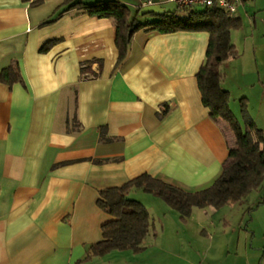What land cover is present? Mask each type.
I'll return each instance as SVG.
<instances>
[{
  "label": "crops",
  "instance_id": "1",
  "mask_svg": "<svg viewBox=\"0 0 264 264\" xmlns=\"http://www.w3.org/2000/svg\"><path fill=\"white\" fill-rule=\"evenodd\" d=\"M65 2L0 0V74L16 61L23 77L12 87L0 82V264H147L148 239L181 233L200 241L201 264L222 261L225 253H233L234 264H264L258 233L223 215L231 205L195 208L183 223L163 200L138 190L129 197L146 194L162 213L158 226L152 220L145 252L113 251L86 260L112 220L97 205L101 191L143 174L187 192L205 190L221 176L233 142L227 125L211 119L198 85L208 33L141 29L117 68L112 20L73 9L45 24L67 10ZM138 5L130 7L133 13ZM254 5L256 0L237 14L243 32L247 23L257 27ZM165 13V7H150L138 21ZM231 38L236 46L234 31ZM54 40L59 42L41 54ZM236 61L221 65L222 86L242 124L240 102L247 93L236 85L238 71L232 82ZM89 62L98 76L84 79L82 65ZM241 76L245 80L247 73ZM103 130L108 141L101 140Z\"/></svg>",
  "mask_w": 264,
  "mask_h": 264
},
{
  "label": "trees",
  "instance_id": "2",
  "mask_svg": "<svg viewBox=\"0 0 264 264\" xmlns=\"http://www.w3.org/2000/svg\"><path fill=\"white\" fill-rule=\"evenodd\" d=\"M67 10L58 14L45 24L60 18L65 12L80 9L84 14L99 19H110L117 28L116 46L119 51L117 68L126 60L130 45L137 31L149 28L161 34L176 32H206L209 43L206 62L197 74L203 105L209 109L211 119L217 123H225L234 136L228 159L223 164L221 176L213 185L198 192H187L176 186L143 174L125 185L106 189L100 192L98 207L110 215L112 220L102 227L103 241L90 248L86 260L92 257H103L113 251H133L142 253L152 219L148 209L139 201L129 196L133 190L142 191L163 200L171 209L181 215L186 223L195 208L213 207L221 210L226 206L239 204L244 198L258 191L264 182V131L260 130L250 114L248 101L242 99L241 114L244 126L234 115L230 103L231 94L222 86L225 75L221 65L239 57L236 46L232 43V32L243 27V21L228 14L224 10L199 8L196 10H178L163 15L152 14L153 21L140 23L138 15L133 13L119 0L98 1L92 4L83 0H66ZM184 13L181 15L180 13ZM59 40L46 43L40 53L49 52ZM93 62L82 65L81 74L84 79L92 73ZM97 77L98 73H92ZM0 82L13 86L23 84L18 62H13L0 74ZM101 140L108 141L104 130ZM261 204V203H260ZM259 204V205H260ZM253 210H249L251 213Z\"/></svg>",
  "mask_w": 264,
  "mask_h": 264
},
{
  "label": "rangeland",
  "instance_id": "3",
  "mask_svg": "<svg viewBox=\"0 0 264 264\" xmlns=\"http://www.w3.org/2000/svg\"><path fill=\"white\" fill-rule=\"evenodd\" d=\"M87 1L95 3L97 0ZM121 2L128 3L127 6L130 10H132L130 7H132L133 4H139L138 0H121ZM164 7L167 13L172 14L178 12V8L175 5L168 4ZM253 8L254 10H257V12L255 11L256 15H254L257 17V27H253V23L251 22V25H248V23L246 25L247 32H243L241 30L243 27L241 29L234 30V41L239 52V57L237 58L238 61L234 62L235 65L231 67L230 73H233L234 71V76L232 77L234 79H232V82H235L237 79L235 71H238L236 85H238V82L242 84V90L247 93L248 98L245 97V99L248 101L250 114L257 127L264 131V92L262 94V91L264 90L261 88L263 87L262 84H264V0H256V5H254ZM180 14L183 15L184 13L182 12ZM247 37L250 38L247 40ZM243 73H247L245 80L241 76ZM253 84L254 87H252ZM242 124L244 123L242 122ZM226 131L229 135V139H231V142L234 143L233 133L230 131L228 126L226 127ZM148 198L151 197H147L146 194L141 195V197L137 198V201L142 203L148 209L152 217L153 224L155 223L158 226V216L162 213L159 210H155V208L151 206L152 203L148 200ZM157 200H159V198H157ZM260 202L264 203V182L258 191L244 198L241 203L228 207L223 215L226 216L229 222L235 226L237 222L240 223L243 220L241 227L249 225V230L256 231L258 233L257 240L264 241V206L259 208L257 213L254 211L251 213L248 212V210L251 209L256 210ZM173 212L175 216H178L177 212ZM251 218H254L253 224H250ZM169 220L170 222L172 221V223L173 221L175 222L172 218ZM190 243H192V246H190ZM147 245L149 246L147 251L148 253L144 255V263L147 264H201L200 261L203 259V255L200 252V241L193 240L190 237L188 238V236L182 233L175 238H172L171 236L162 237L158 241H154L153 238H150L148 239ZM143 252H145V250ZM226 254L227 253L224 254L222 261H217L215 264H234L232 259L234 258L233 253L227 257Z\"/></svg>",
  "mask_w": 264,
  "mask_h": 264
},
{
  "label": "built area",
  "instance_id": "4",
  "mask_svg": "<svg viewBox=\"0 0 264 264\" xmlns=\"http://www.w3.org/2000/svg\"><path fill=\"white\" fill-rule=\"evenodd\" d=\"M139 11L150 7L175 5L178 10H196L199 8L224 10L230 15L237 16L239 10L253 0H138Z\"/></svg>",
  "mask_w": 264,
  "mask_h": 264
}]
</instances>
